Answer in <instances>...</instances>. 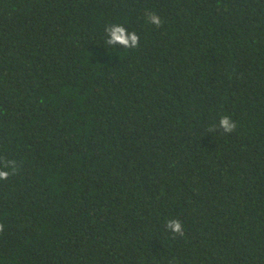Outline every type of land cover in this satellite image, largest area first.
Listing matches in <instances>:
<instances>
[{
    "label": "trees",
    "instance_id": "obj_1",
    "mask_svg": "<svg viewBox=\"0 0 264 264\" xmlns=\"http://www.w3.org/2000/svg\"><path fill=\"white\" fill-rule=\"evenodd\" d=\"M0 170V264H264V0H0Z\"/></svg>",
    "mask_w": 264,
    "mask_h": 264
},
{
    "label": "clouds",
    "instance_id": "obj_2",
    "mask_svg": "<svg viewBox=\"0 0 264 264\" xmlns=\"http://www.w3.org/2000/svg\"><path fill=\"white\" fill-rule=\"evenodd\" d=\"M148 20L151 24L156 26L162 25L161 18L154 12L149 15ZM107 31L109 33V39L107 40V43L110 45L119 43L126 49L134 48L137 45V35L134 33L131 35L126 34V30L122 25H114L108 28ZM218 123L225 133H231L237 128V124L231 119L229 115H221ZM14 163V161L11 162L8 167H12ZM8 175L9 172L7 170H0V179L7 178ZM167 227L171 229L173 233L183 235V225L179 220L168 222ZM2 229L3 225H0V230Z\"/></svg>",
    "mask_w": 264,
    "mask_h": 264
}]
</instances>
